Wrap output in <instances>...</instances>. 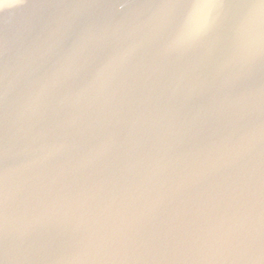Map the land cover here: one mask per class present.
Returning <instances> with one entry per match:
<instances>
[{
    "label": "water",
    "instance_id": "obj_1",
    "mask_svg": "<svg viewBox=\"0 0 264 264\" xmlns=\"http://www.w3.org/2000/svg\"><path fill=\"white\" fill-rule=\"evenodd\" d=\"M197 2L0 5V264H264V13Z\"/></svg>",
    "mask_w": 264,
    "mask_h": 264
},
{
    "label": "snow or ice",
    "instance_id": "obj_2",
    "mask_svg": "<svg viewBox=\"0 0 264 264\" xmlns=\"http://www.w3.org/2000/svg\"><path fill=\"white\" fill-rule=\"evenodd\" d=\"M12 2L13 0H4L5 4H11ZM222 2L223 0H198V2L194 6L197 9H207V8L215 7ZM206 25H207V12H204L198 18H194L191 21L189 31L193 34L199 33L206 27Z\"/></svg>",
    "mask_w": 264,
    "mask_h": 264
},
{
    "label": "clouds",
    "instance_id": "obj_3",
    "mask_svg": "<svg viewBox=\"0 0 264 264\" xmlns=\"http://www.w3.org/2000/svg\"><path fill=\"white\" fill-rule=\"evenodd\" d=\"M21 0H13L11 4H5L4 0H0V5H7L8 8H13L17 6ZM261 13H264V0H260V3L255 6ZM207 24H208V13H207Z\"/></svg>",
    "mask_w": 264,
    "mask_h": 264
}]
</instances>
